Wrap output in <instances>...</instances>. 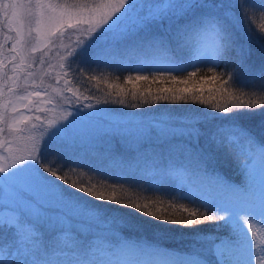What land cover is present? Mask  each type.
I'll list each match as a JSON object with an SVG mask.
<instances>
[{"label": "snow or ice", "instance_id": "1", "mask_svg": "<svg viewBox=\"0 0 264 264\" xmlns=\"http://www.w3.org/2000/svg\"><path fill=\"white\" fill-rule=\"evenodd\" d=\"M250 12L259 13L264 20V0H0V34L5 43L13 41L9 51L15 53L6 57L4 44L0 43V98H3L0 99V178L13 193L0 203V264H213L209 255L215 264H264V235L256 243L254 223L264 225V199L257 203L255 198L257 178L264 183V64L254 68L248 63L250 28H244L243 42L239 38L245 22L251 24ZM82 24L88 27L77 28ZM67 29L80 35L76 37L75 46L60 58L57 82L60 76L70 74L71 66L65 63L67 57L79 58L82 64L97 63L104 62L102 57L123 49L137 54V63L130 69L136 75L124 77L126 82L151 79L186 85L160 89V94L154 97L156 102L186 101L189 82L193 92L198 85L212 84L215 91L227 96L230 104L222 106L208 104L202 96L192 95L193 102L207 104L222 113L221 116L210 117L204 112L181 118L176 126L168 123L173 118L162 117L151 126L162 137H187V143L172 147L180 151L189 166L194 165L197 180L189 184L188 190L208 185L220 195L201 198L198 204L189 201L192 205L189 206L180 202L189 199L183 195V190L168 201L159 197L153 200L119 195L118 192L126 191L124 186L109 183L99 172H95L97 182L73 180L70 183L69 173L76 169L69 166L64 170V158L58 150L56 156L49 159L48 153L42 150V141L44 148L63 144L76 128L79 112L65 111L59 120L49 119L38 135L32 134L31 129L40 125L31 123L33 116L25 115L20 109L44 111L40 103L52 104L53 98L49 95L47 100H41L47 95L38 90L43 84L42 76L40 84L30 79L35 76L32 72L26 74L23 83L19 82L22 66L31 67V53L54 44V40H61ZM12 32L15 36L8 34ZM260 41H264V24L258 32L257 42ZM173 44L177 51L194 50V55L186 61L166 57ZM5 60L18 61L13 64L12 76L5 70ZM40 62L44 63L43 58ZM201 64L208 65L206 70ZM222 64H232L236 71L218 72ZM188 68L194 70L187 71ZM147 70L151 71V77L140 74ZM240 70L246 75H239ZM84 71L80 69L82 75ZM202 71L204 74L196 79ZM183 72H187L183 79L173 75ZM8 81L11 83L5 93L3 86ZM64 84L67 86L69 80ZM253 86L259 90L245 91ZM66 90L73 92L71 87ZM107 95L110 93L103 103L110 102ZM131 95L133 100L138 98L135 90ZM73 96L74 100L61 94V99L69 105L80 103V96L75 93ZM33 97L40 103L34 102ZM211 98L214 97L210 93ZM139 99L149 102L143 92ZM111 102L123 105L125 99ZM99 103L101 100L97 99L96 104ZM84 107L94 109L95 105L89 103ZM35 121L40 122L41 117L36 115ZM116 124L119 126L120 122ZM26 131L30 143L22 150L13 151L12 142L22 139L19 134ZM136 131L143 134L148 129ZM221 153L237 160L245 176L243 183L232 184L219 174L209 172L208 162ZM160 205H165L163 210ZM125 209L166 225L193 229L197 225L214 224L217 231L223 228L227 233L217 236L197 229L188 252L168 250L159 242L118 239L117 230L131 223ZM138 226L150 224L144 221ZM110 238L116 242L110 243Z\"/></svg>", "mask_w": 264, "mask_h": 264}, {"label": "rangeland", "instance_id": "2", "mask_svg": "<svg viewBox=\"0 0 264 264\" xmlns=\"http://www.w3.org/2000/svg\"><path fill=\"white\" fill-rule=\"evenodd\" d=\"M57 2H63V0H57ZM255 19L259 20L258 18H252V20ZM248 25L249 24L245 22L241 27L239 33L241 41H243L244 28H249ZM77 27L86 29L88 25L82 24ZM4 31L7 32V29H4ZM8 34L15 36L14 32ZM77 35H80V33L73 32L72 29H67L61 40H54V44L41 47L39 51L31 53V67L25 64L22 66V70H19L20 83H23L24 77L29 72L35 73V76L30 79H35L37 84H40L42 76L43 84L38 90L42 93L46 92L47 95L42 96L41 100H47L49 95L53 98L52 104L40 103L37 101V98H32L34 102L40 103V107L44 109V111L36 112L35 108H33L32 112H29L26 108L20 109L25 115L33 116L31 123H38L40 125L36 129H31L32 134L38 135L40 131L44 130L49 119L59 120L65 111H78L80 114L76 128L70 133L63 144L57 146L49 145L47 148H44L42 141V150L48 153L49 159H53L58 150L64 158V170H67L69 166L76 169L75 172L69 173L68 178L70 183L73 180L81 183H89L90 180L91 182H97L98 177L95 176V172H99L108 178L109 183L122 184L126 190L122 191V193L126 195L135 192L141 197H150L141 192L149 191L151 188L161 190L163 187L173 189L175 191L174 196H179L181 190H183V195L189 197V199H186L188 203L189 201L193 203L197 201L199 203L201 198L220 195L214 187L208 185L201 188L197 186L188 190L189 184L196 183L197 180V177L194 175V165L189 166L187 160L181 155L180 151L174 150L172 147L187 143V137L177 136L174 139L162 137L157 130L151 127L153 123L161 121L162 117L173 118L168 123L171 126H176L179 119L198 116L207 109L195 104L196 102H193L192 98L189 99L191 103H188V106L184 108H180L178 104H172L173 101L170 99L156 102L154 97L158 94L155 92H153L155 94L149 93V95L144 93L149 100L148 103L142 102L139 99V95H137L138 98L136 100H133L131 93L119 89L122 86L120 81H115L108 77L109 74L112 73V70L113 73H116L117 70L131 69V67L137 63V54L123 49H120L112 55L102 57L104 62H89L87 64H82L79 58L67 57L65 63L71 66L70 74L68 76H60L57 82V73L61 72L59 68L60 58L65 56L71 47L75 46L74 42ZM32 36H36L34 31ZM0 43L4 44L3 51L6 57L15 55V53L9 51L13 44L12 40L5 43L3 35L0 34ZM33 43H35V41H33ZM252 44L255 46V41H252ZM191 55H194V50L177 51L174 44L171 50L166 53V57L184 59L185 61L187 57ZM204 55L205 58L208 57L207 52ZM41 58H43V64L40 62ZM14 63H18V61L5 60V70L8 76L13 75L12 68ZM81 68L85 70L83 75L80 72ZM148 73H151V71L147 70L140 74L147 75ZM90 76H96L97 79H87V77ZM66 79L69 80L67 86L64 84ZM10 83L11 81H8V83L4 84L3 91L5 93H8V86ZM259 83L260 82L257 81V85H259ZM66 87H71L73 92H68ZM54 89L60 91H54ZM249 89L251 91L259 90L258 87L255 86L249 87ZM29 90H31V87H29ZM73 93L80 96V103L69 105L61 99L62 94V96L65 97H73L74 100ZM109 93L110 95H107V99L110 102L103 103L106 94ZM117 93L120 94L117 95ZM85 96H90L92 98L85 99ZM120 98L125 99V104L122 105L111 102ZM97 99L101 100V103L96 104ZM23 103H27V101ZM89 103L95 105V108L87 109L84 107L85 104ZM132 103H136L139 106L135 108L126 106ZM92 112H94L95 115L90 117L88 114ZM208 113L210 117L219 116V114H214L212 111ZM13 115H17V113H13ZM36 115L41 117L40 122L35 121ZM71 119L73 118L69 117V120ZM117 121L120 122L119 126L116 124ZM61 122L67 123L66 121ZM20 127L23 128L25 126L20 125ZM200 127L203 129L204 125L201 124ZM138 128L148 129V131L141 134L136 131ZM51 130L52 129H49V131ZM7 135L6 130L5 136ZM19 135L23 138L12 142L13 151L22 150L30 143L27 139L29 136L28 131L20 133ZM45 140H47V137H45ZM192 143L193 146H195V141ZM203 144L204 139L201 137L200 145L203 146ZM109 145L113 153L111 155L106 154ZM208 165L215 166L218 170L220 169L222 172L234 176L240 183H243L245 180L239 163L232 155L226 153L218 154L208 162ZM90 170H92L91 175L89 174ZM214 172L218 174V171L214 170ZM61 174H63V171ZM220 176L224 178L223 175ZM51 179L55 180L56 178L51 177ZM57 182L62 183L60 181ZM162 182H165L167 185L161 186ZM63 187L69 188V185H63ZM133 188L140 192L133 190ZM69 190L75 191V189ZM12 195L13 193L7 188L3 179L0 178V203L4 202L6 198ZM168 195L171 198L174 197L170 194ZM255 198L257 203L264 199V183H262L259 177L256 182ZM88 199L91 200V198ZM96 203L102 202L96 201ZM183 203L186 204V202ZM160 207L161 210H163L165 206L160 205ZM132 212L140 215V217L142 216L133 210ZM142 217L147 218L146 216ZM129 219L130 221L134 220V218ZM135 219L140 220L139 218ZM147 220L152 221L151 218H147ZM254 223L257 229L256 243H259L261 235H264V232H261L264 225L258 222ZM204 226L206 228L204 231L214 233L217 236L227 233V230L223 228L217 231L214 224ZM128 228L136 229V227L132 225H129ZM134 234H137V237H132L131 241L144 239L146 241L150 240L147 241L150 243L159 242L160 245H167L165 243L176 235L161 234L155 231L151 233L142 230L135 231ZM119 235L120 234L117 232L116 238L120 237ZM169 242H172L173 245L178 244L181 248L183 246L190 248L193 240L187 237L184 238L179 234ZM166 249L170 250L169 248Z\"/></svg>", "mask_w": 264, "mask_h": 264}, {"label": "trees", "instance_id": "3", "mask_svg": "<svg viewBox=\"0 0 264 264\" xmlns=\"http://www.w3.org/2000/svg\"><path fill=\"white\" fill-rule=\"evenodd\" d=\"M249 17L251 20V24L248 25V27L251 30V35H252V41H255V46H253L252 41L250 44H248V47L251 49V56L248 60V63L253 65L254 68H259L261 66V64H264V47H262V45H264V41H258V32L260 31V25L264 24V20L260 19V15L259 13L255 14L254 16L251 14V12L249 13ZM258 18L259 20H252V18ZM78 28V27H77ZM73 32H76L73 30ZM243 42V41H242ZM201 67V66H200ZM203 70H206V67H201ZM194 69L192 68H188L187 71H193ZM218 72H232V71H236L233 67L232 64H227V65H220L217 68ZM112 73L109 74V78H112L115 81H120L121 82V87L119 88L120 90H124V91H128V93H131L133 90L136 91L137 95H140L141 92L145 93L146 95H149V93L152 94H160L159 90L162 88H168V89H172V88H184L186 85L182 84V83H177V84H172V82L170 81H152L151 79H149V81H131V82H126L124 77L128 76V75H136V73H134L133 71H131L130 69H121V70H117L116 73H113V70L111 71ZM204 72L202 71L200 74H198V76L196 77V79H199L200 75H203ZM239 75L243 76L246 75V73H244L242 70L239 71L238 73ZM149 77H151L152 73H148L147 74ZM173 75H177L178 77H180L181 79H183L184 77L187 76V72H183V73H173ZM208 75L210 76L211 73H208ZM226 78V77H225ZM187 87L189 88V93L187 100H177L175 102H172V104L174 105H179L180 108H184L188 106V103L192 98V95H197V96H202V98L204 100L207 101L208 104H215V103H219L222 106L225 104H230V101L228 100L226 95H222L220 92H217L213 89V85L212 84H203V85H198L195 89V91L193 92V86L191 84V82L188 83ZM236 87V84L233 83V88ZM250 90L249 88L245 89V91ZM152 91V92H150ZM155 92V93H153ZM248 92H253V91H248ZM210 93L212 95V97L210 99ZM165 94H169V93H165ZM171 100V99H170ZM195 104L197 105H203V107L205 108H209V111H212V113L214 114H219V116L223 115L222 113H218L216 112L213 108H210L207 106V104H200L198 102H196ZM230 170V169H228ZM234 180L241 184L240 181L238 179H236L234 177ZM172 183V182H171ZM167 185L165 182L161 183V186H165ZM133 190H135L133 188ZM138 191V190H135ZM140 192V191H138ZM145 195L150 196L153 200H155L157 197L161 198L164 201H168L171 199V197L168 195H175V191L173 189H170L168 187H163L161 190H156L154 188H151V190L146 191V192H141ZM119 195H126L122 192H118ZM126 196H131V197H136L139 196L137 193L133 192L130 195H126ZM174 197H178V196H174ZM141 203H143L144 201L141 200ZM181 203L186 202V204H188L189 206H192L190 203H188L186 200H181ZM195 204H198L197 202H194ZM165 206V205H163ZM125 212L129 213V218H134V220L131 221L130 225L136 227V229H132V228H128V226H121L117 232L120 234L119 238H124V237H137V234H134L135 231H146V232H151L154 233H161V234H176L174 237L178 236L179 234H181L184 238H188L190 240H192V236L194 234V232L199 229V230H205V226L204 225H197L194 226L193 229H186L183 228L179 225H166V224H162L159 221H150L147 220V218H143L142 216L140 217V215L133 213L132 209H125ZM135 211V210H133ZM135 218H139L135 219ZM144 221H148L150 226L148 227H139L138 225L143 223ZM159 225V226H157ZM209 226V224H207ZM116 232V234H117ZM225 234H221L220 236H224ZM219 236V235H218ZM170 238L168 240V242H166L165 244L168 245H173L172 242H169L170 240L174 239ZM111 240V238H110ZM116 241V240H115ZM172 247H176V248H180V249H184L185 251H190L191 249L189 247H185L183 246L182 248L180 246H178V244L173 245ZM208 258H211V256L209 255Z\"/></svg>", "mask_w": 264, "mask_h": 264}]
</instances>
